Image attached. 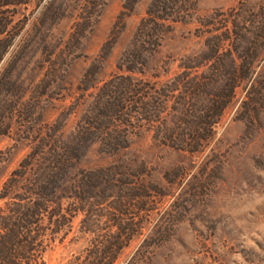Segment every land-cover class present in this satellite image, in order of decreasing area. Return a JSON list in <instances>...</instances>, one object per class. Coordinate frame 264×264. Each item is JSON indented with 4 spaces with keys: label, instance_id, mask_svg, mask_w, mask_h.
Here are the masks:
<instances>
[{
    "label": "rangeland",
    "instance_id": "374dc122",
    "mask_svg": "<svg viewBox=\"0 0 264 264\" xmlns=\"http://www.w3.org/2000/svg\"><path fill=\"white\" fill-rule=\"evenodd\" d=\"M16 1L0 62V209L25 192L1 197L29 153L77 145L86 129L96 134L81 144L75 182L112 173L91 193L86 231L76 214L37 264L84 262L116 237L129 243L114 264H264V0ZM247 67L213 136H170L195 127L184 121L193 100L172 91L178 73L216 70L224 82ZM128 75L127 94L146 95V109L129 115L128 102L97 128L105 90Z\"/></svg>",
    "mask_w": 264,
    "mask_h": 264
},
{
    "label": "trees",
    "instance_id": "16d2710c",
    "mask_svg": "<svg viewBox=\"0 0 264 264\" xmlns=\"http://www.w3.org/2000/svg\"><path fill=\"white\" fill-rule=\"evenodd\" d=\"M17 4L16 0H0V62L9 46L6 37H3L11 23L7 11L9 6ZM244 66L241 65V68ZM216 72L218 71L200 75L192 74L185 69L173 78L172 91L179 92L175 95L178 99L177 103L179 101H184L182 102L184 104L189 103L187 96L193 100L191 106H188L190 107L187 110L188 114L185 113V116H189L192 121L186 118L184 121L195 126L191 131L183 129H180L181 132L173 131L170 134L173 139L184 143L190 142L193 145L194 141L199 144L213 136L212 126L217 124L228 100L234 94L237 81L239 82L247 73H252V70L247 67L240 72L237 68L224 82L221 81L222 77L217 79ZM121 79L119 85L105 90V96L98 103L94 116L99 119L97 128L108 123L113 112L125 113L128 102L133 104L129 115L146 109L144 106L147 104L146 95L139 94V91L130 93L131 95L127 94L132 90V77L122 76ZM135 96L137 97L134 99ZM206 119L209 121H204ZM204 130L208 132L204 133ZM83 134L84 137L78 139L77 145H42L33 150L5 183L1 196L4 199L15 188L25 189V192L13 193L15 200L6 208L0 209V264L39 263L51 240L62 232L63 228L71 225L74 216L78 213L83 214L82 223L85 224L83 229L86 231L90 221V207L93 205L90 199L94 196L91 193L102 194V190L97 191L100 190L97 189V184L104 178L112 179V173L109 169L102 168L88 170L81 175L78 182H75L73 170L88 146L81 144L93 138L96 131L86 129ZM109 134L108 142L112 145L118 138ZM73 198H79L81 202L72 203ZM66 199L71 200L68 206L64 203ZM124 230L128 231V238L132 236L133 232L129 231L128 227H124ZM116 238L118 240L107 243L97 242L89 251L86 261L75 264H114L129 243V241L120 243L119 237Z\"/></svg>",
    "mask_w": 264,
    "mask_h": 264
}]
</instances>
